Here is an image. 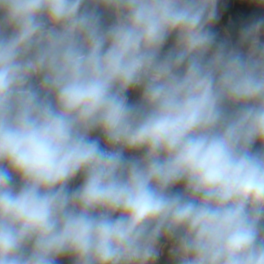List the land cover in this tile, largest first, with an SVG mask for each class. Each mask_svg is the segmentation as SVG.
I'll return each mask as SVG.
<instances>
[{"label":"clouds","instance_id":"1","mask_svg":"<svg viewBox=\"0 0 264 264\" xmlns=\"http://www.w3.org/2000/svg\"><path fill=\"white\" fill-rule=\"evenodd\" d=\"M217 3L0 0V264H264V17Z\"/></svg>","mask_w":264,"mask_h":264},{"label":"trees","instance_id":"2","mask_svg":"<svg viewBox=\"0 0 264 264\" xmlns=\"http://www.w3.org/2000/svg\"><path fill=\"white\" fill-rule=\"evenodd\" d=\"M221 0H218L220 2ZM262 5L256 3V0H245L242 4H236L233 7V4L228 6V8L224 11V21L226 29L229 31L230 38L229 40L235 43L239 38V32L246 23L250 22L252 18L259 17L261 13ZM233 16V23L228 24L229 14ZM219 38V37H218ZM221 39V38H220ZM171 39L169 44L165 46V50L167 47L171 46ZM98 135V133H93V136ZM256 148H259L260 145H256ZM81 182V180H80ZM176 190H180V186H177ZM57 264H72V260L70 257H61L58 258Z\"/></svg>","mask_w":264,"mask_h":264},{"label":"crops","instance_id":"3","mask_svg":"<svg viewBox=\"0 0 264 264\" xmlns=\"http://www.w3.org/2000/svg\"><path fill=\"white\" fill-rule=\"evenodd\" d=\"M244 1L245 0H221L220 2L217 3V9H219L220 11L219 12L220 13V17H219L220 23H219V28L217 31H216L217 26L215 25L213 26V31L217 32L219 38L221 39L230 38L229 31L225 27L226 22L224 21V11L228 8V6L233 4V7H234V5H236L237 3L242 4ZM261 9L262 10H261L259 17H264V5H262ZM227 22H229L228 24H232L234 22L233 16L231 15V13L229 14ZM128 96H129V101L132 103L136 102L139 99V94L137 91H130L128 93ZM80 180L81 179L78 177L73 182L72 186L73 187L77 186L80 183ZM161 244H162L161 256L159 258L158 264H171V257L169 254V249L171 245L165 241H162Z\"/></svg>","mask_w":264,"mask_h":264},{"label":"rangeland","instance_id":"4","mask_svg":"<svg viewBox=\"0 0 264 264\" xmlns=\"http://www.w3.org/2000/svg\"><path fill=\"white\" fill-rule=\"evenodd\" d=\"M217 11H218V16L220 17V11H219V9H217ZM219 23H220V20H218L217 21V23L215 24V26H217V29H216V31L218 30V28H219Z\"/></svg>","mask_w":264,"mask_h":264},{"label":"built area","instance_id":"5","mask_svg":"<svg viewBox=\"0 0 264 264\" xmlns=\"http://www.w3.org/2000/svg\"><path fill=\"white\" fill-rule=\"evenodd\" d=\"M101 143L103 144V140H101Z\"/></svg>","mask_w":264,"mask_h":264}]
</instances>
